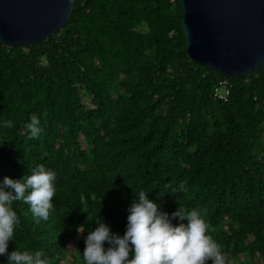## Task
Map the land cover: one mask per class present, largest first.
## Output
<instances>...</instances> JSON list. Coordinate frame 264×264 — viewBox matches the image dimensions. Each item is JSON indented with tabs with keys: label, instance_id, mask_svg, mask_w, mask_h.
<instances>
[{
	"label": "trees",
	"instance_id": "obj_1",
	"mask_svg": "<svg viewBox=\"0 0 264 264\" xmlns=\"http://www.w3.org/2000/svg\"><path fill=\"white\" fill-rule=\"evenodd\" d=\"M182 20L180 0H77L49 40L0 41V120L13 125L0 128V181L43 164L57 186L48 220L14 202L9 252L84 264L95 219L123 235L143 190L169 214L206 210L229 264H264V65L229 79L197 65ZM222 81L228 102L214 98ZM33 114L42 132L30 138Z\"/></svg>",
	"mask_w": 264,
	"mask_h": 264
},
{
	"label": "clouds",
	"instance_id": "obj_2",
	"mask_svg": "<svg viewBox=\"0 0 264 264\" xmlns=\"http://www.w3.org/2000/svg\"><path fill=\"white\" fill-rule=\"evenodd\" d=\"M10 120H0V128H11ZM24 128L30 138L38 137L42 128L33 114ZM56 172L43 164L20 179L4 177L0 181V256L7 264H48L41 250L9 252V242L16 240L21 223L14 202L29 205L37 223L55 212ZM123 235L115 233L101 216L96 227L88 231L82 256L84 264H229L228 254L210 235L206 210L178 207L171 214L149 199L141 190L128 208ZM179 220L180 223H174ZM79 231V229H78ZM107 245V246H106Z\"/></svg>",
	"mask_w": 264,
	"mask_h": 264
},
{
	"label": "water",
	"instance_id": "obj_3",
	"mask_svg": "<svg viewBox=\"0 0 264 264\" xmlns=\"http://www.w3.org/2000/svg\"><path fill=\"white\" fill-rule=\"evenodd\" d=\"M77 0H0V41L27 49L68 24ZM190 60L223 78L264 65V0H180Z\"/></svg>",
	"mask_w": 264,
	"mask_h": 264
},
{
	"label": "built area",
	"instance_id": "obj_4",
	"mask_svg": "<svg viewBox=\"0 0 264 264\" xmlns=\"http://www.w3.org/2000/svg\"><path fill=\"white\" fill-rule=\"evenodd\" d=\"M231 86L228 81H222L215 88L214 98L219 101L228 102L230 97Z\"/></svg>",
	"mask_w": 264,
	"mask_h": 264
},
{
	"label": "rangeland",
	"instance_id": "obj_5",
	"mask_svg": "<svg viewBox=\"0 0 264 264\" xmlns=\"http://www.w3.org/2000/svg\"><path fill=\"white\" fill-rule=\"evenodd\" d=\"M74 253H76V249L73 251ZM71 259V258H70Z\"/></svg>",
	"mask_w": 264,
	"mask_h": 264
}]
</instances>
